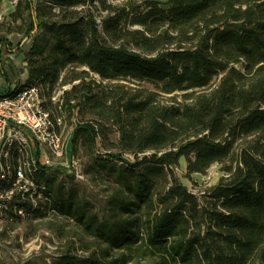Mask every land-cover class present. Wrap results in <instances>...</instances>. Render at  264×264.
<instances>
[{"label": "trees", "instance_id": "1", "mask_svg": "<svg viewBox=\"0 0 264 264\" xmlns=\"http://www.w3.org/2000/svg\"><path fill=\"white\" fill-rule=\"evenodd\" d=\"M135 1L17 0L10 14L22 21L23 37H32L29 75L16 88L38 86L46 109L77 118L71 155L82 142L96 144L104 121L118 124L119 153L98 159L128 164L118 173L125 197L106 220L52 197V212L95 237L87 256H64L61 264H126L134 254L153 264H264V0ZM92 9L106 12L102 30ZM16 48L0 36V75L9 85L2 52ZM68 64L87 69L63 76V84L79 82L54 102L50 83ZM90 73L109 83L88 80ZM119 80L147 82L171 96L162 102L155 91H124ZM118 86L121 92H112ZM181 157L189 173L223 165L226 175L206 203L174 173ZM159 172L170 178L165 193L156 192ZM39 176L48 186L53 181L44 170ZM113 250L122 253L110 256Z\"/></svg>", "mask_w": 264, "mask_h": 264}, {"label": "rangeland", "instance_id": "2", "mask_svg": "<svg viewBox=\"0 0 264 264\" xmlns=\"http://www.w3.org/2000/svg\"><path fill=\"white\" fill-rule=\"evenodd\" d=\"M143 0H136L140 5ZM162 6H166V0H159ZM17 0L0 1V36L7 37L13 45L18 44V48L2 52V59L7 71L12 89L19 83H24L28 78L27 52L32 45V37H23V24L20 19H14L10 14L15 10ZM113 6H123V0H108ZM99 29L102 30V15L106 12L92 9ZM130 29L141 28L140 25H128ZM72 67L68 64L61 70L60 76L55 83H50V96L59 97L62 92L69 90L73 83H62V77L79 75L86 66ZM95 77L101 81L102 85H107L106 81L100 79L96 74H89V78ZM119 85H125L124 91L134 93L137 89H147L160 93L157 88L147 82L134 80L115 81ZM112 92H121V87H116ZM182 92H177L180 95ZM171 94L160 93L158 100L169 101ZM179 98V97H178ZM79 118L88 119L90 116L79 114ZM68 120V119H67ZM70 122V120H68ZM68 122V123H69ZM70 125V124H69ZM118 124L112 121L103 122V135L99 137L96 144L82 142L77 156L84 167L85 178L76 180L74 176L66 171H51L53 181L49 184L53 193V204L60 206L62 203L72 204L73 208H83L87 215H96L101 220L111 217L115 209V200L118 197L124 198V188L120 189L121 180L118 177L120 170L128 167V164L117 159L104 163L98 159L107 153H119V149L114 147L118 143ZM68 131V129L66 130ZM151 152H146L149 155ZM69 154L71 155L70 151ZM144 154H138V160ZM128 161L134 162L135 157L129 153H124ZM222 164L214 163L206 172L189 173L187 170V160L181 157L179 164L174 168V173L184 183L189 191L198 197L201 204L209 199L210 190L218 183L221 176L226 175L222 170ZM167 171V169H166ZM156 192L165 193L169 186L170 178H164L159 172L154 175ZM54 207V206H52ZM56 209V208H54ZM48 212H41L30 215L16 222L5 223L0 230V264H61L64 256L82 259L89 252L95 249V237L86 232L84 228L71 217H66L58 209ZM137 215L143 220L142 210H138ZM122 252L110 251V256L117 257ZM154 259L140 257L135 254L131 256L126 264H153Z\"/></svg>", "mask_w": 264, "mask_h": 264}, {"label": "built area", "instance_id": "3", "mask_svg": "<svg viewBox=\"0 0 264 264\" xmlns=\"http://www.w3.org/2000/svg\"><path fill=\"white\" fill-rule=\"evenodd\" d=\"M45 102L40 87L12 89L0 75V230L34 212L53 211L52 191L39 176L42 170L85 178L79 158L68 150L77 118L54 113Z\"/></svg>", "mask_w": 264, "mask_h": 264}]
</instances>
